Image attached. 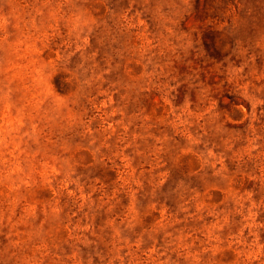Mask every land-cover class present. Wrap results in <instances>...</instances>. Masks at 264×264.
I'll return each mask as SVG.
<instances>
[{"label":"rangeland","instance_id":"obj_1","mask_svg":"<svg viewBox=\"0 0 264 264\" xmlns=\"http://www.w3.org/2000/svg\"><path fill=\"white\" fill-rule=\"evenodd\" d=\"M0 264H264V0H0Z\"/></svg>","mask_w":264,"mask_h":264}]
</instances>
